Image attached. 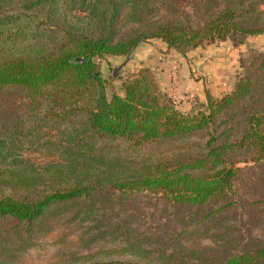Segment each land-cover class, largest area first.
Instances as JSON below:
<instances>
[{"label":"trees","instance_id":"trees-1","mask_svg":"<svg viewBox=\"0 0 264 264\" xmlns=\"http://www.w3.org/2000/svg\"><path fill=\"white\" fill-rule=\"evenodd\" d=\"M86 12L89 25L75 28L56 19L57 0H0V94L17 92L29 126L0 118V221L13 234L28 237L51 208L88 201L109 189L117 193L159 194L171 206L202 207L223 200L202 218L232 205L238 163L264 159V53L254 57L228 92L205 95L186 108L159 94L152 71L142 65L126 73L121 95L108 96L95 58L124 57L143 43L157 40L165 52L184 54L206 43L241 41L264 34V0H211L213 10L200 25L165 22L118 37L114 24L121 1L94 0ZM191 0H175L188 3ZM37 52L8 57L15 47ZM164 52V53H165ZM3 118V119H2ZM12 120V118H11ZM46 121L64 153V163L34 169L7 155L24 128ZM203 140L193 156L160 161L147 170L109 181L87 169L102 152L95 143L117 142L141 149L160 142ZM28 168V169H27ZM185 233V229L178 235ZM191 264H264V245L235 253L203 252ZM138 260H104L89 264H181L174 254L145 252Z\"/></svg>","mask_w":264,"mask_h":264},{"label":"rangeland","instance_id":"rangeland-1","mask_svg":"<svg viewBox=\"0 0 264 264\" xmlns=\"http://www.w3.org/2000/svg\"><path fill=\"white\" fill-rule=\"evenodd\" d=\"M116 1H121V8L114 24L118 37L170 21L197 26L213 10L211 0H191L185 4L174 2L175 0ZM96 4L94 0H57L55 18L69 27L87 26L88 16L82 9L94 8ZM33 39L35 41L33 47H15L7 56L35 53L38 51L36 48L38 42L52 38L38 35ZM162 47L161 44L157 47L152 42H147L138 45L135 50L139 49L137 53H142L143 57L149 53V60L154 63L158 59L166 58L161 53ZM151 48H154L156 54L152 53L154 50ZM147 49L148 51H145ZM191 51H185L180 55L185 61H190L187 57L191 56ZM200 51H204L205 54L204 58L200 57V60L203 59L201 64L207 63L206 60L210 63H222L221 73H217L220 77L214 79L216 82L209 83L205 73L191 68V78L204 83L200 88L202 91L200 97L204 96L206 88L208 93L213 95L210 97L217 98L224 93L219 88L222 83L227 86L235 82L244 75L254 57L264 53V34L248 36L241 41L227 39L206 43L196 49L197 53ZM228 51H233L231 60L222 58L220 61V55H225ZM132 53L116 59H112L115 57L94 59L105 82L108 96L121 95V84L126 73L134 74L141 67H137L135 63L137 53L134 57ZM172 56L167 62L174 60ZM152 79L159 94L165 95L178 106L182 103L183 108L205 99V96L203 100L197 99L195 92L189 93L185 90L184 93L181 87L182 90L178 91V94H183L180 96L182 101L177 102L178 98L175 96L179 75L175 65L171 66L168 72L169 96L157 87L154 71ZM19 95L13 90L0 94V118L3 117L4 110L6 114H12L7 115L6 123L18 121L28 127L29 122L22 115ZM40 122L41 128L37 125L24 128L22 133L24 135L14 138L12 146L6 148L7 155L22 158L23 162L34 169L64 163V153L59 151L53 142L62 139V136L49 131L46 121ZM202 141L190 138L160 142L141 149H126L117 142L103 141L94 144V148H100L102 152L88 159L86 167L99 175L102 182L109 181L147 170L162 160L196 155ZM246 161L236 164L241 171L234 184L233 193L229 196L233 201L232 205L213 213L207 219H203L202 216L222 205L223 200H215L198 208L173 207L159 194H148L144 191L122 194L111 192L109 189L104 193L92 194L88 201L70 202L49 209L34 225L28 237L13 234L7 230L4 222L0 221V264H89L115 259L132 261L141 259L145 252L152 251L164 256L174 254L181 264H191L195 255L200 252L214 251L225 254L262 246L264 159L257 163ZM182 229H185V233L178 235Z\"/></svg>","mask_w":264,"mask_h":264},{"label":"crops","instance_id":"crops-1","mask_svg":"<svg viewBox=\"0 0 264 264\" xmlns=\"http://www.w3.org/2000/svg\"><path fill=\"white\" fill-rule=\"evenodd\" d=\"M150 42H152V44L157 46V47H158V44H160L159 41H157V40L150 41ZM155 42H158V43H155ZM143 44H147V43H143ZM142 46H144V45H142ZM162 46L163 47L161 48V53L163 54V57H166V58L158 59L154 63L150 62L149 53L146 55V57H143L142 53H140V54L137 53L139 49L134 50V52L132 53L133 57L138 55L137 62H135L137 67H140V66L144 65V66H147V67L151 68V70L154 71V74H155V77H156L157 87L160 88L159 90H161L163 93H165L167 96H169V94L167 93V91L169 90V87H168V85H169L168 84V80H169L168 79V72L171 69V66L175 65L176 69L178 70V75H179V85H178V89H177L176 96H175V98H178L177 102H181L182 101V100H180V96H182L183 94H181V95L178 94V91H180L182 89H183L184 93H186V92H189V93L195 92L194 94L197 97V99H201V100H203V98H204V96L206 94L209 95V96H213V95L210 94V92L208 93V90L205 88L204 89V91H205L204 93L205 94L203 93L204 96L200 97V93L202 92V91H200V88H201V86H204L203 85L204 83H202L200 80L191 78L192 74H190V70H191V68H193V69H196L198 71L199 70L202 71V73H205L207 75L206 78L209 79V83H213L215 81L214 79L220 77V75L217 74V73H221L222 63L221 64H216L215 62L214 63H210V61L206 60L207 63L201 64V60H203V59L200 60V57L204 58L205 54H204V51L203 52L200 51V52L197 53L196 49L192 50L190 52L191 56L187 57L188 59H190V61H185V59L183 57H181L180 54L173 53V52H172L173 53L172 54L171 51H169L168 53H164L165 52V47H164V45H162ZM151 49L154 50V48H151ZM145 51H148V49L145 50ZM136 53H137V55H135ZM152 53L156 54L155 50ZM217 55H218V53H217ZM232 55H233V51L232 52L228 51L227 54L220 55V61H221L222 58L223 59L228 58V59L231 60ZM170 56L174 57L173 61L175 63H173V61H169V60L167 62V59ZM116 58L117 57L112 58V59H116ZM148 62H149V64H148ZM169 64H172V65L169 66ZM224 64L225 63H223V65ZM233 83L232 84L229 83V84H227V86H224L225 83H222V84L220 83L221 85L219 86V88H221V92L224 91V93H225V92H228L229 90H231V88L233 86ZM181 87H182V89H181ZM185 90H186V92H185ZM214 97H216V96H214ZM184 98H186V97H184ZM181 105H182V103L180 104V106Z\"/></svg>","mask_w":264,"mask_h":264},{"label":"built area","instance_id":"built-area-1","mask_svg":"<svg viewBox=\"0 0 264 264\" xmlns=\"http://www.w3.org/2000/svg\"><path fill=\"white\" fill-rule=\"evenodd\" d=\"M189 98H192L191 96H189Z\"/></svg>","mask_w":264,"mask_h":264}]
</instances>
